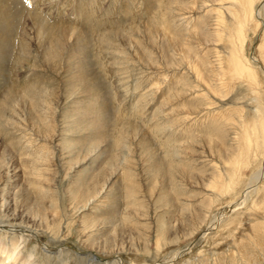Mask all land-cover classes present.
<instances>
[{
	"label": "rangeland",
	"instance_id": "374dc122",
	"mask_svg": "<svg viewBox=\"0 0 264 264\" xmlns=\"http://www.w3.org/2000/svg\"><path fill=\"white\" fill-rule=\"evenodd\" d=\"M218 1L0 0V33L11 19L0 51V204L50 223L48 232L26 228L20 255L32 253L39 264L51 251L61 252L48 258L51 264H264V238L245 242L231 236L239 225H226L264 221L248 215L264 194V163L243 168L236 188L220 196L211 185L227 178L226 148L238 114L248 118L264 105L257 58L264 0L254 6L260 25L244 47L261 75L256 94L236 79L224 87L215 75L216 57L225 59L230 47L217 40V16L226 27L233 22L227 2ZM79 34L87 76L76 63ZM54 37L60 52L49 60ZM35 84L32 100L26 89ZM45 177L50 198L43 195ZM1 226L18 234L14 225ZM84 227L95 235L86 240Z\"/></svg>",
	"mask_w": 264,
	"mask_h": 264
},
{
	"label": "bare ground",
	"instance_id": "6f19581e",
	"mask_svg": "<svg viewBox=\"0 0 264 264\" xmlns=\"http://www.w3.org/2000/svg\"><path fill=\"white\" fill-rule=\"evenodd\" d=\"M3 1H7V0H3ZM213 1L215 2V0H213ZM221 1L227 2L228 6H227L226 9H227L228 13H230V16L233 18V22H232L231 27L230 26H227L228 27L227 28L226 25H225L226 23H225V19L223 18V16H221V15H218L217 16V20H216V24H215V27H216V37H218L217 40L218 41L225 40L230 45V47L228 49V55H226V58L225 59L218 58V56L216 57V62L218 64H217V66H215V67H217V72H216L215 75L217 77L219 76V79H221V82L224 85V87H225L226 84L231 83L230 81H234V79H236L239 82L240 81H243L245 83V84L244 83L243 84L246 86V90L247 91L256 94V93L259 92L258 89L260 87H262L261 75H260L259 72L255 71L253 69V67L251 66L250 62L247 59H245L244 47H245V42L248 39L249 33L250 32L256 33L257 30L259 29L257 27H259V25H260L259 22H258V20H259L258 17H259V14L260 13L256 10V8L254 6H255L256 3H259L258 1H260V0H221ZM10 4H11V2H10ZM215 4H216V2H215ZM220 4H221V2L218 3L217 5H220ZM216 10H218V9H216ZM37 22H38V20H37ZM38 23L40 25L39 26V30L45 28L44 26H42V24L40 22H38ZM5 24H6V26L4 27V29L5 28L7 29L8 26L11 24V19H7L5 21ZM4 29L1 30L2 32L0 33V51L1 50H4L6 44L9 42V40H8V33H6V30H4ZM39 33L40 32L38 31V34ZM45 33H46V31H45ZM79 35L80 36H79L78 39H79L80 48H81L80 49V56L81 57H79L80 60L78 62H76V63L80 64V66L82 68V72L85 74V76H87V73H85V72L86 71L87 72L89 71V60H88L87 55H86L87 54L86 53V50H85L86 48L84 47V44H83L85 38L81 34H79ZM263 37H264V35H263ZM53 39H54L53 42L46 48L47 49L46 55H47V58L49 60H57L58 59V56H59L58 54L60 52V47H59L58 39L56 37H54ZM101 39L103 41L104 40V37H102ZM174 44H175V42H174ZM215 54H217V53H215ZM219 57H222V56H219ZM257 58L260 61V64H261L260 66H261V68L263 70V73H264V39H263V41L259 42V45L257 46ZM0 70H1V66H0ZM195 70H196V73H199L197 66L195 67ZM198 77H201L200 74H198ZM34 83H37V82H34ZM37 85H38V83H37ZM37 85L36 84L35 85H32V86H30L29 88L26 89V90H29V89L32 90L31 95H29V96H33L31 98L32 100H34L35 95H36V93H37V91L39 89V87L37 88ZM90 86L94 89V88H97L99 86V83L97 82V80L95 81V79H94L91 82V85ZM208 87L210 88V90L212 92L215 93L216 90L211 89L212 86L211 87L208 86ZM43 88H44V86H43ZM39 92H41V91H39ZM26 99H28V98L26 97ZM31 103H34V102H31ZM257 106L258 107L256 108V113L253 116H250L248 118H245V117H243L241 115V113L238 114L239 121H237L238 122V125L236 126L237 127V130H235V133H234L233 144L231 146H229V147L227 146V148H226V150L228 152V158H226L227 159L226 161L229 164L228 173L226 175L227 178H224L223 176H219L218 178H216V180L213 181V183H211V185H212V187L214 189L213 191H216V194L218 196H220L223 193H226V192L231 191L233 188H236L237 183L239 181L238 179L242 176L241 170L243 171V168L252 166V164L254 162H256L258 159H260L261 164L264 163V105L263 106L262 105H260V106L257 105ZM43 123H44V121H37V125L39 126L38 129L41 127V130H43L44 132H47L48 131V129H47L48 127L44 126ZM124 124H125V121L122 122L121 125L125 126ZM211 130H213V129H211ZM42 135H43V133H42ZM17 140H18V138H17ZM40 140H42V139H40ZM117 140L118 139H116V141ZM227 140H229V139H227ZM40 142H42V141H40ZM225 144H227V143H225ZM20 145H21V143H20ZM211 146H213V145H211ZM21 148H23V147H21ZM42 151L43 150H41V152ZM41 152H40V154H41ZM215 152L218 153V151H216V150H215ZM36 157H38V159H39V157H40L39 154H36ZM4 159H5V157H4ZM32 162H37V159L32 160ZM11 163H12V161H11ZM33 164H35V163H33ZM37 164H39V163H37ZM159 164L160 163H158V165L156 164L157 166H155V168L158 169V170L161 169L159 167ZM31 171L35 173L36 172V168H33ZM37 171H38V169H37ZM37 174H39V173L37 172ZM40 176H43V174H40ZM47 176H49V174ZM255 177L258 178L257 172L255 174H253V176H252V178H255ZM213 179H215V178H213ZM225 179H227L226 182H224ZM43 180L45 181V186H44V190L45 191L43 193V195L45 196L44 198H50L51 195H54V189L52 187V184L50 183L51 180H50V178L47 179L46 177L43 178ZM16 187H17V184H16ZM205 187L207 188V186H205ZM255 191H256V189H255ZM85 193H86V191H83L82 192V196L79 198V201L84 199ZM0 194H2V193H0ZM26 198H28V197H26ZM41 201H43V200H41ZM48 203H50V204H48V205H50L49 206V209L46 206L47 209L50 210V211H48V213L51 214V215H55L56 214V207L57 206L55 207V205H53L54 203H52V202H48ZM84 203L85 202H83V204ZM250 207L251 208L249 209L248 215H250L251 217H253V216L254 217H264V194H262V198L260 200H254V202L251 203V206ZM85 209H87V205L84 204L82 210H85ZM40 210H42V209H40ZM31 211H33V210H31ZM24 212L25 211H23V213H18L15 208L9 207V205H6L5 203H1L0 204V223H4V224H8V225H14V229H15L14 231L18 232V234H15V233H10L9 234L5 228H2V226L0 227V264H39V263H36V262L34 263V259H33L34 257H33V254L32 253H29L27 255V257H25V255H23V254L20 255V250H23V248L25 247V241L27 239V237H26L27 229L26 228H28V230H29V228L30 229L33 228V229H35L38 232H48V231H50L49 230V228H50L49 224L50 223L48 224V222L46 220V219H48V217H41V216L40 217H30V216H27V213H24ZM48 213L46 215H49ZM245 219H246V216H245ZM84 220H87L86 216L84 217ZM93 220L96 221V222L97 221H101V219L99 217H97V218L94 217L91 222H93ZM230 221H228V224H226V225H231L233 223H234V227L236 225H239L238 228L236 227L237 229L235 228L236 229L235 230L236 232H234V234L231 235V236H233L234 238L236 236H240L241 238H244L245 242L246 241H248V242L249 241H251V242L253 241V243L254 242H256L258 244L263 243V241L261 242V239L264 238V221L261 218L255 219V221H253L252 224H251L250 221H248V223H249L248 226H246V223H247L246 221L247 220L246 221H242L241 220V222L239 224L235 223L234 220H231L230 219ZM104 223L102 222V224H104ZM230 229H232V228H230ZM90 231H91L90 229L88 230V228H85L84 227V228H82L81 235L83 234L82 236L85 237L86 240H87V239L91 238V236L95 235L94 232H93V235H91ZM103 231H104V229H103ZM239 241H240V238L237 241L238 246L241 245V243H239ZM93 242L96 243V241H93ZM241 242H242V240H241ZM263 245H260V246H263ZM85 246H86V243H85ZM96 246L98 247V245H96ZM104 246L102 245V247H104ZM121 246H122V244H121ZM105 247H104V249H105ZM235 247H237V244H236ZM239 247H242V245L239 246ZM243 247H244V244H243ZM88 248H90V246ZM91 249H92V247H91ZM56 253L58 255H56ZM60 253H61L60 251H58V252L51 251V253H46L45 254V257L46 258L43 257V264H51L50 261L48 260V258H50V259L51 258H56V257L59 256Z\"/></svg>",
	"mask_w": 264,
	"mask_h": 264
}]
</instances>
